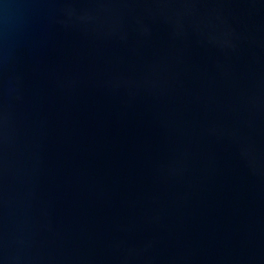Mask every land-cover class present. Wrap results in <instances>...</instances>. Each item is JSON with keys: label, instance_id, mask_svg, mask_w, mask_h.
I'll return each instance as SVG.
<instances>
[{"label": "water", "instance_id": "obj_1", "mask_svg": "<svg viewBox=\"0 0 264 264\" xmlns=\"http://www.w3.org/2000/svg\"><path fill=\"white\" fill-rule=\"evenodd\" d=\"M0 264H264V0H0Z\"/></svg>", "mask_w": 264, "mask_h": 264}]
</instances>
